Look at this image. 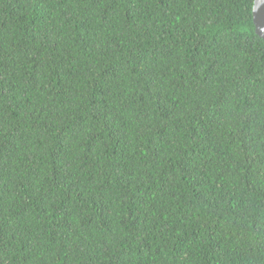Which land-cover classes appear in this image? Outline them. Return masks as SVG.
<instances>
[{
    "label": "trees",
    "instance_id": "trees-1",
    "mask_svg": "<svg viewBox=\"0 0 264 264\" xmlns=\"http://www.w3.org/2000/svg\"><path fill=\"white\" fill-rule=\"evenodd\" d=\"M254 0H0V264H264Z\"/></svg>",
    "mask_w": 264,
    "mask_h": 264
},
{
    "label": "water",
    "instance_id": "water-1",
    "mask_svg": "<svg viewBox=\"0 0 264 264\" xmlns=\"http://www.w3.org/2000/svg\"><path fill=\"white\" fill-rule=\"evenodd\" d=\"M252 21L255 35L264 39V0H254L252 8Z\"/></svg>",
    "mask_w": 264,
    "mask_h": 264
}]
</instances>
